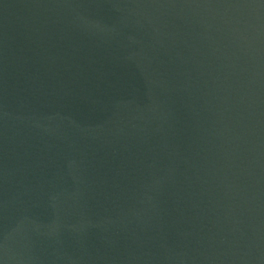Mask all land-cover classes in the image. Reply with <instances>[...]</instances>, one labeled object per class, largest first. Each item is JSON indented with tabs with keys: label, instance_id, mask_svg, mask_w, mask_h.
Instances as JSON below:
<instances>
[{
	"label": "water",
	"instance_id": "obj_1",
	"mask_svg": "<svg viewBox=\"0 0 264 264\" xmlns=\"http://www.w3.org/2000/svg\"><path fill=\"white\" fill-rule=\"evenodd\" d=\"M0 264H264V0H0Z\"/></svg>",
	"mask_w": 264,
	"mask_h": 264
}]
</instances>
